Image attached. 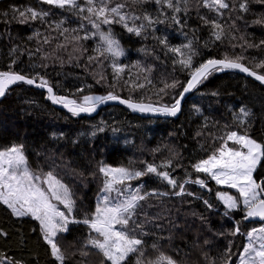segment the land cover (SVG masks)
Masks as SVG:
<instances>
[{"label": "trees", "instance_id": "obj_1", "mask_svg": "<svg viewBox=\"0 0 264 264\" xmlns=\"http://www.w3.org/2000/svg\"><path fill=\"white\" fill-rule=\"evenodd\" d=\"M162 1L168 21L159 33L148 32L142 52L89 49L77 32L50 24L14 43L0 25V78L18 74L75 107L119 98L170 109L208 62L237 63L264 77V0ZM4 4L36 19L63 11L43 0ZM233 135L261 146L253 180L264 200V88L238 71L210 72L169 119L122 106L94 117L73 115L24 83L0 101V152L22 147L30 169L55 177L74 203L67 233L54 239L62 264H118L93 245L98 235L90 228L108 183L105 167L127 171L135 197L117 215L116 232L130 244L119 264H237L247 237L264 224L246 219L240 207L228 210L219 195L239 203L237 191L197 169L233 146ZM0 264H60L37 221L15 217L1 201Z\"/></svg>", "mask_w": 264, "mask_h": 264}, {"label": "rangeland", "instance_id": "obj_2", "mask_svg": "<svg viewBox=\"0 0 264 264\" xmlns=\"http://www.w3.org/2000/svg\"><path fill=\"white\" fill-rule=\"evenodd\" d=\"M43 1L61 7L62 13L56 12L47 19H36L20 14L15 8L5 4L0 5L1 28L6 29L14 43L28 39L34 32L41 31L50 24L64 33L77 32L89 49L112 48L142 52L148 32L159 33L161 25L168 21L163 12L164 2L159 0H114L119 1L123 7L126 4L135 7V13H122L120 5L112 9L109 0L106 5L101 0H81L76 4L66 3V0ZM57 102L81 109L72 106L69 101ZM98 102L100 101L96 99L86 106L90 107ZM229 142L233 146L223 148L217 157L202 162L197 169L208 173L217 185L237 191L239 203L229 195H219L228 210L240 207L247 212L246 219H256L253 211L262 199L253 174L261 159V146L246 137L236 135L231 136ZM103 173L108 176V183L102 192L104 196L96 199L90 228L98 235L93 245L108 261L119 264L121 258L128 254L130 244L116 232L119 221L117 215L135 197L126 183L131 178L127 171L105 167ZM0 201L11 209L15 217H28L37 221L52 256L62 264V256L57 251L54 239L58 234L67 233L75 216L74 203L68 189L55 177L30 169L20 146L0 152ZM247 238L249 240L241 251L237 264H264V225L252 231Z\"/></svg>", "mask_w": 264, "mask_h": 264}, {"label": "water", "instance_id": "obj_3", "mask_svg": "<svg viewBox=\"0 0 264 264\" xmlns=\"http://www.w3.org/2000/svg\"><path fill=\"white\" fill-rule=\"evenodd\" d=\"M224 68V69H231L238 71L244 75H246L249 79L255 81L257 84L262 86L264 88V77L257 75L250 70H248L246 67L237 64V63H228L225 61H211L206 63L205 65L201 66L198 70H196L193 75L188 80L186 86L184 87L178 101L176 102L175 107L167 109L162 108L159 110V108H156V110L153 109L152 106H142V104H136L131 103L128 101H123L119 98L116 99H104L100 102L96 103L95 105H92L91 107H79L81 109H75L71 108L70 106L61 105L58 103L55 99L54 91L51 87H44L41 86V84H37L34 81L25 79L24 77L18 75V74H8L6 77L10 78H3L0 79V101L4 99L7 92L12 89L15 85L19 83L27 84L31 87H33L37 91H42L45 93L48 98L49 102L52 104V106L58 110L66 111L68 113H71L73 115L78 116H84V117H94L98 114V112L105 107L110 106H122L127 109L133 108L137 111V113L144 114L145 111L153 114V118H163V119H169L176 115H178L181 111L182 105L184 100L192 93V91L203 81V79L213 70ZM3 77V76H2ZM46 86V85H45ZM73 106V105H72ZM75 107V106H74ZM78 108V107H77ZM131 110V109H130ZM155 112H154V111ZM145 115V114H144ZM254 216L256 217V220L259 223H264V200H262L255 208H254Z\"/></svg>", "mask_w": 264, "mask_h": 264}, {"label": "bare ground", "instance_id": "obj_4", "mask_svg": "<svg viewBox=\"0 0 264 264\" xmlns=\"http://www.w3.org/2000/svg\"><path fill=\"white\" fill-rule=\"evenodd\" d=\"M6 75H8V74H4L3 77H1L0 79L2 80L3 78H7V79L10 78V77H6ZM110 99H116V98H110ZM137 105H138V104H137ZM142 106H147V107H149L150 105L142 104ZM84 107H88V106H84ZM90 107H91V106H90ZM152 107H153V106H152ZM156 108H159V110L162 109V107H153L154 110H156ZM130 109H131L132 111H134V112L137 113V111L134 110L133 108L130 107ZM144 114L147 115V116H150V117H154L153 114H151V113H149V112H147V111H145Z\"/></svg>", "mask_w": 264, "mask_h": 264}]
</instances>
